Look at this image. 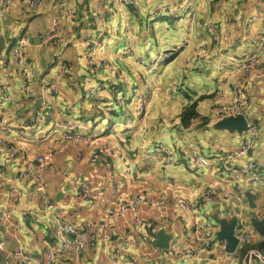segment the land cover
<instances>
[{
  "label": "crops",
  "instance_id": "1",
  "mask_svg": "<svg viewBox=\"0 0 264 264\" xmlns=\"http://www.w3.org/2000/svg\"><path fill=\"white\" fill-rule=\"evenodd\" d=\"M134 1L140 7V15L117 0H41L33 11L27 9L26 0H16L4 13L0 22V78L13 88V99L3 108L10 122L22 120L18 113L26 104L21 91L23 81L15 71L9 45L23 32L35 35L48 30L53 19L58 20L57 30L65 35L58 47L29 46L26 50L27 61L37 69L30 84V95L34 98L32 107L36 111L49 109L51 113V120L39 124L24 119L30 123L25 130L31 139L27 150L32 156L44 155L60 170L42 171L53 208L45 209L38 188L20 177L24 160L9 157L7 147L0 145V159L7 163L2 204L14 209L12 221L15 224L14 228L6 230L0 225L5 249L24 248L42 261L44 247L53 242L58 225L79 227L86 220H105L122 256L132 257L148 248L139 239L145 222L152 223V228L146 232L153 244L155 232L163 229L173 235L169 247L183 248L188 242L194 243V237L205 235L212 228L216 222L214 215L225 216L222 197L201 206L197 214L180 216L167 207L143 202L138 205L140 224L135 223L130 212L114 217H106L105 212L134 194L147 193L153 198L196 195L222 179L219 166L197 169L192 156L218 159L237 147L244 137V131L239 133L216 126L221 119L217 106L229 97L230 86L236 78L228 61L242 53L256 51L261 37L264 39V0ZM165 4L190 6L196 17L190 21L185 8L180 15L153 18L151 12ZM252 14L260 18L245 23L244 18ZM187 38L190 48L175 54L154 72L145 74L136 66V57L149 56ZM129 46L132 50L126 52ZM195 47L206 50L208 58L195 64L185 63ZM103 58L108 65L99 67ZM57 61L70 63L73 69L57 80V93L44 91L42 94V84L55 75ZM260 67L264 71V63ZM72 84L76 87L72 88ZM87 89H93L94 93H87ZM251 91L245 113L259 127V134L247 154L233 157L232 163L258 161L264 165V75L253 81ZM139 93L150 99L144 130L140 124L124 128L122 123L137 116ZM38 98L41 100L37 104ZM192 104H195L196 115L184 125L181 113ZM85 117L91 129L99 133V140L60 144L55 135L48 133L55 119L70 121ZM155 142L167 144L175 151V162L163 172L159 155L143 161L145 149ZM101 144L107 145L111 154L103 156L98 163L90 162L87 158L99 150ZM32 167H37L35 160ZM162 175L174 181L168 183ZM83 181L91 185L93 197L89 201L76 196V189ZM226 184L230 186L231 182L226 181ZM13 187L22 193L17 203L10 193ZM25 210L39 211L41 217L21 220L20 213ZM204 217L213 221H207L203 230L196 228L194 222H201ZM102 249L103 243L98 241L94 249L78 256H66L56 264H108ZM4 258L8 257L0 250V262ZM167 261L158 262V258L152 256L142 258L141 264H169ZM201 261L231 264L225 251L217 248L203 253ZM173 264H185V260Z\"/></svg>",
  "mask_w": 264,
  "mask_h": 264
},
{
  "label": "built area",
  "instance_id": "2",
  "mask_svg": "<svg viewBox=\"0 0 264 264\" xmlns=\"http://www.w3.org/2000/svg\"><path fill=\"white\" fill-rule=\"evenodd\" d=\"M16 0H0V22L4 13L10 8ZM60 1V0H58ZM41 0H26V7L33 11L37 9ZM120 5H129L134 10L135 14L140 15V7L134 0H117ZM186 8V9H185ZM185 9V11H184ZM186 12V16L190 21L196 17V12L192 7L184 5H161L156 7L152 12L153 18H163L168 15H180L181 12ZM260 17L252 14L244 18V22L250 24L255 22ZM58 20L53 19L51 27L43 32L35 35L23 32L19 37L9 45V53L11 54L14 63L15 71L21 76L23 84L21 91L24 95L25 107L18 117L22 120L16 123L8 121L4 112V105L13 99L11 83L0 78V145L7 147L8 156H18L24 160L25 165L20 172V177L31 182L40 192V199L45 209L53 208L48 194V182L42 177V171L51 169L60 171L44 155L32 156L28 153L27 145L31 141L30 137L25 133L29 128L30 123L24 122V119L30 120L32 124H39L45 120H51L50 110L45 109L36 111L32 104L34 98L30 95V84L37 75V69L27 61L26 50L29 46L58 47L61 45L65 35L57 30ZM215 31V30H214ZM133 43H131L132 45ZM133 46V45H132ZM132 46L125 49L126 52L132 50ZM190 48L189 41H182L169 47L159 49L149 56H138L135 59L136 66L145 74L152 73L175 54L183 52ZM209 54L206 50L195 47L193 52L185 58V63L195 64L202 59L208 58ZM91 62V58L89 59ZM264 63V39L261 37L257 49L254 52H245L241 55L232 58L228 64L233 67L236 72V78L230 86V95L217 106V115L219 118L228 116L243 115L246 119V127L244 137L239 145L218 159L208 157L207 155L195 154L192 156L194 166L197 169H210L216 166L220 167L222 179L218 183L209 188L200 191L196 195H177L168 198L161 195L159 198H153L147 193H138L132 195L128 200L108 208L105 212L106 217H114L124 215L127 212L132 214L135 223L140 224L141 220L138 216V205L147 202L149 206H164L167 207L174 215L182 214L194 215L197 214L199 208L207 203L214 202L218 197H222L225 201L226 213L223 218L231 221L235 219L234 236L237 239L235 250L228 253L225 249L226 241L217 238V232L220 230V224L215 222L210 230H207L205 235H197L194 237V243L188 242L183 248L168 247L161 248L155 243L146 232L152 228L151 222H145L144 231L140 233L139 239L142 243L148 246L138 256L123 257L122 250L117 241L113 238L110 226L107 221L97 222L92 220L84 221L81 226L72 224L58 225L53 242L45 245L43 252V260L39 261L24 248H19L15 251L5 249L3 240L0 238V250L8 258H4L0 264H56L60 259L66 256H78L88 250H92L97 246L98 241L103 243V253L107 257L108 264H141V259H150L152 256L158 258V262L168 260L169 264L177 261L185 260V264H204L201 261L203 253L213 249H223L228 256L231 264H264V254L261 249L257 248V243L264 241V236L260 235L254 227L253 221L260 220L264 217V165L258 161H249L247 163H232L233 157H243L253 147L256 138L259 134V127L251 119L246 117V107L249 105L251 98V84L253 81L263 77L264 71L260 65ZM108 61L101 59L98 66H107ZM73 66L67 62H55V75L42 84L41 92L48 91L57 93V80L63 73L72 71ZM123 81V80H121ZM76 87L72 84V88ZM87 93L93 94V89H87ZM136 112L135 118L128 119L121 125L124 128H132L138 124L143 125V130L146 125V118L150 99L139 93L136 96ZM88 119L85 117L79 120L59 121L55 119L52 122L49 130V135H55L58 143L63 144L72 141L88 143L90 140H99V133L92 130ZM3 137L10 138L9 141ZM111 149L101 144L99 150L94 151L87 159L92 163H98L105 155L111 154ZM56 153V151H53ZM153 155H159V167L163 172L166 167L175 162V151L167 144L155 142L148 146L143 155V161L147 162ZM37 162V167H32V161ZM217 163H219L217 165ZM7 163L4 159H0V225L3 228H14L15 224L12 221L14 209H7L2 204V195L4 193V170ZM65 173V171H61ZM224 177V178H223ZM163 180L172 183L174 180L171 177L162 175ZM226 181H230L228 186ZM246 192H250L255 203V207H250ZM11 195L15 199V203L19 202L22 193L16 188L10 189ZM76 196L82 201H89L93 197L91 185L88 181H83L76 189ZM21 220L28 218L39 219L41 217L39 211L25 210L20 213ZM213 221L208 217H204L201 222H194L196 228L204 229L207 221ZM192 234L193 231H192ZM173 239V235L171 237ZM170 239V240H171ZM154 242V239H153ZM254 246H251L253 245ZM167 261V262H168Z\"/></svg>",
  "mask_w": 264,
  "mask_h": 264
},
{
  "label": "water",
  "instance_id": "3",
  "mask_svg": "<svg viewBox=\"0 0 264 264\" xmlns=\"http://www.w3.org/2000/svg\"><path fill=\"white\" fill-rule=\"evenodd\" d=\"M41 99H37L36 103L38 104ZM216 126L220 129H227L229 131H237L243 132L246 127V119L243 115L237 116H228L221 118L217 123ZM246 196L248 199V204L250 207H255V203L253 201L252 194L250 192H246ZM213 219L220 224V230L217 232V238L219 240L226 241V251L231 253L235 250L237 239L234 236V228H235V219L228 221L225 218H220L217 215L213 216ZM254 227L257 232L264 236V217L260 220L253 221ZM172 235L166 233L163 229H159L155 232L154 243L161 247V248H168L169 241Z\"/></svg>",
  "mask_w": 264,
  "mask_h": 264
},
{
  "label": "trees",
  "instance_id": "4",
  "mask_svg": "<svg viewBox=\"0 0 264 264\" xmlns=\"http://www.w3.org/2000/svg\"><path fill=\"white\" fill-rule=\"evenodd\" d=\"M194 106L195 104H192L182 111L180 117L182 124L187 125L189 121L196 115ZM256 247L264 250V241L257 243Z\"/></svg>",
  "mask_w": 264,
  "mask_h": 264
},
{
  "label": "rangeland",
  "instance_id": "5",
  "mask_svg": "<svg viewBox=\"0 0 264 264\" xmlns=\"http://www.w3.org/2000/svg\"><path fill=\"white\" fill-rule=\"evenodd\" d=\"M261 251H262V253L264 254V250H263V249H261Z\"/></svg>",
  "mask_w": 264,
  "mask_h": 264
}]
</instances>
